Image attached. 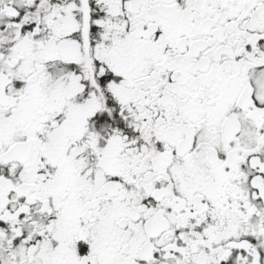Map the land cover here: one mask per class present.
I'll list each match as a JSON object with an SVG mask.
<instances>
[{"label":"snow or ice","instance_id":"snow-or-ice-1","mask_svg":"<svg viewBox=\"0 0 264 264\" xmlns=\"http://www.w3.org/2000/svg\"><path fill=\"white\" fill-rule=\"evenodd\" d=\"M0 264H264V0H0Z\"/></svg>","mask_w":264,"mask_h":264}]
</instances>
